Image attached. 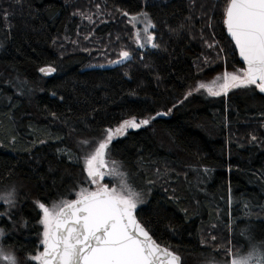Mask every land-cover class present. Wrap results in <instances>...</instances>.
<instances>
[{"label":"trees","instance_id":"1","mask_svg":"<svg viewBox=\"0 0 264 264\" xmlns=\"http://www.w3.org/2000/svg\"><path fill=\"white\" fill-rule=\"evenodd\" d=\"M230 1L0 0V229L13 264H43L40 203L91 186L85 155L129 118L141 124L110 155L149 193L137 216L158 242L182 264L264 246V92L198 87L246 68ZM143 11L147 47L129 17Z\"/></svg>","mask_w":264,"mask_h":264},{"label":"water","instance_id":"2","mask_svg":"<svg viewBox=\"0 0 264 264\" xmlns=\"http://www.w3.org/2000/svg\"><path fill=\"white\" fill-rule=\"evenodd\" d=\"M227 30L247 75L264 92V0H231ZM51 75L54 68L44 66ZM43 264H182V256L158 242L137 216V207L107 190L79 195L61 206L43 245Z\"/></svg>","mask_w":264,"mask_h":264},{"label":"rangeland","instance_id":"3","mask_svg":"<svg viewBox=\"0 0 264 264\" xmlns=\"http://www.w3.org/2000/svg\"><path fill=\"white\" fill-rule=\"evenodd\" d=\"M129 17L134 27L137 45L141 47L151 45L155 29L151 16L143 11L130 14ZM128 56L127 51H122L117 60ZM252 82L254 81L248 77L246 68H238L220 72L202 81L198 87L209 94H220L238 86L249 85ZM140 124V121L134 118L126 119L119 125L107 129L104 135L94 143L84 157V165L90 175L91 186L81 188L78 193L82 195L88 192L107 190L127 205L138 207L145 203L149 193L141 187L138 188L137 183L140 182H136L135 176L123 169L122 164L110 155L112 141L126 135L131 128L138 127ZM8 195L4 192L0 193V201L7 199ZM65 203L64 200H56L50 204L40 203L43 245L50 235V229L58 211ZM1 237L2 230L0 229V260L5 264H13L14 256L2 246ZM41 257L42 250L35 258L41 260ZM217 264H264V246L258 245L250 251L231 248L227 261L220 260Z\"/></svg>","mask_w":264,"mask_h":264},{"label":"bare ground","instance_id":"4","mask_svg":"<svg viewBox=\"0 0 264 264\" xmlns=\"http://www.w3.org/2000/svg\"><path fill=\"white\" fill-rule=\"evenodd\" d=\"M171 251V250H170ZM42 261V260H41Z\"/></svg>","mask_w":264,"mask_h":264}]
</instances>
